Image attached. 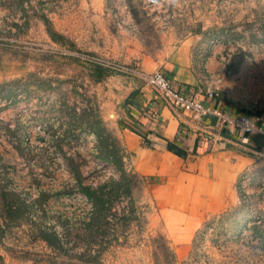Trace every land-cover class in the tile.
Returning <instances> with one entry per match:
<instances>
[{"label":"rangeland","instance_id":"374dc122","mask_svg":"<svg viewBox=\"0 0 264 264\" xmlns=\"http://www.w3.org/2000/svg\"><path fill=\"white\" fill-rule=\"evenodd\" d=\"M187 39L197 63L217 46L235 63L236 51L262 60L264 0H0V264H264V254L259 260L234 241L240 224L231 217L221 229L202 227L221 211L177 213L187 211L181 187L172 184L159 207L154 183L163 181L133 172L116 134L123 102L140 82L128 73L159 72ZM94 64L113 74L94 82ZM101 141L121 151L133 210L122 209L119 192L95 235L83 229L92 209L77 183L118 179L97 158ZM258 159L238 174L234 201L222 211L237 206L238 189L255 201L251 213L264 216ZM215 231L223 236L216 246ZM238 235L246 241L249 232L240 227Z\"/></svg>","mask_w":264,"mask_h":264},{"label":"crops","instance_id":"0c3cea01","mask_svg":"<svg viewBox=\"0 0 264 264\" xmlns=\"http://www.w3.org/2000/svg\"><path fill=\"white\" fill-rule=\"evenodd\" d=\"M192 42H181L160 67L159 72L171 88L224 115L246 114L256 119L259 131L246 135L247 142L241 144L242 133L222 126L214 117L191 113L174 116L154 91L140 82L130 87L123 102L126 113L115 130L123 150L129 154L133 172L150 182L163 181L154 183V199L159 207L171 199L168 194L173 184L181 187V209L187 210L177 213L204 215L230 206L238 174L259 160L254 153L264 161V54L255 62L254 53L236 51L239 58L235 63V54L217 46L207 48L197 63L198 56L191 54ZM199 72L217 78L216 82H206ZM207 90L215 96L207 98ZM145 109L155 115L156 128L138 130L147 135L153 149L143 145L132 124ZM175 206L179 208L178 203Z\"/></svg>","mask_w":264,"mask_h":264},{"label":"trees","instance_id":"16d2710c","mask_svg":"<svg viewBox=\"0 0 264 264\" xmlns=\"http://www.w3.org/2000/svg\"><path fill=\"white\" fill-rule=\"evenodd\" d=\"M250 38L251 40H253V37ZM90 72L92 74L91 76L94 82H99L100 80L107 78L113 74V72L107 67H103L97 64L90 66ZM133 120L132 124L137 128V130L148 126L152 129L156 128L157 121L153 117L152 112L148 109H145L143 113L140 114L139 118H134ZM96 134H98V132H96ZM139 134L141 136L143 145L147 148L153 149L154 145H151L150 142L146 139L147 135L142 134L141 132H139ZM96 150L98 152L97 158L99 160L111 163V165H113V167L118 172L119 177L117 180L109 179L103 184L96 187L83 186L80 182L77 183L78 192L88 200L92 209L91 218L87 223L83 225V229H87L89 230V232H92V230H94L93 233H95V235L98 229L106 227L108 225V223L104 221V219L107 215L106 213L109 212L111 208L119 205L117 204L118 202H116L117 199L121 197V194L119 195V192H122V197L127 199V203L124 207H122V209H127V213L129 214V216H131V210H133V200L131 199L129 194L128 179L123 169V164L121 163V155H118L121 151L115 147L114 142L105 143L103 141L98 143V147L96 148ZM239 154L243 153L239 152ZM245 155H248V153H246ZM66 160L69 161V164H71V161L69 159ZM236 188H238L237 185ZM237 193V206L233 208L230 207L229 210H224L218 214L210 216V218L202 224V227L204 228L206 226L216 225L215 227L221 229V225L225 222V220L231 217V222H233L231 223L232 225L240 224V227L249 232V236L247 237L246 241H242L240 236L238 235L240 232V227L236 229L235 226L233 228V231H235L236 233L234 241L236 243H239L240 246H246L252 253V256L256 258L259 257L258 259L260 260L262 255L264 254V216L260 212H256L255 214L251 213V210L255 206V201H252L250 197L242 195L240 192H238V189ZM247 210L250 213H247ZM118 220L124 222L126 219L122 217ZM214 236L216 239L215 241L214 239L211 240L210 244L214 243V246H216V242L223 236L219 232L214 233ZM196 246L197 245L193 243V248L196 249Z\"/></svg>","mask_w":264,"mask_h":264},{"label":"built area","instance_id":"2783aa9c","mask_svg":"<svg viewBox=\"0 0 264 264\" xmlns=\"http://www.w3.org/2000/svg\"><path fill=\"white\" fill-rule=\"evenodd\" d=\"M128 74L154 91L160 102L176 117L181 113H191L196 117H214L222 126L242 133L243 136L240 139L241 144L247 142L246 135H251L259 131V128L256 127V119L246 114L234 116L224 115L218 110L204 106L201 102L191 97L176 92L171 88L169 81L158 71L150 73L131 71ZM206 96L211 99L215 94L207 90ZM153 117L156 118L154 114ZM254 154L258 158H262L259 153Z\"/></svg>","mask_w":264,"mask_h":264}]
</instances>
